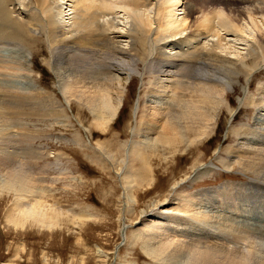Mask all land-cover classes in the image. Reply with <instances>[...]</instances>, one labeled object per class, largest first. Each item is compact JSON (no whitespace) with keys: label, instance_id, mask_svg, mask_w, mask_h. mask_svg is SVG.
Masks as SVG:
<instances>
[{"label":"rangeland","instance_id":"obj_1","mask_svg":"<svg viewBox=\"0 0 264 264\" xmlns=\"http://www.w3.org/2000/svg\"><path fill=\"white\" fill-rule=\"evenodd\" d=\"M191 1L185 3V8L194 6ZM202 2L204 0L197 1ZM229 3L223 4V8L233 5L232 0ZM17 6L24 8L25 15H30L35 9L29 0H14L12 5H7L6 13L11 20L8 32L11 35L0 39L1 118L5 119L4 127L12 125L17 133V148L19 155L23 154L14 161L13 168L19 169V161L22 162L23 172L34 175L37 186H42L45 193H51L52 196L47 198L52 209L49 218H55L53 212H60L69 220L59 223V228L45 229L30 223L23 228L13 227L7 214L18 198L13 190L14 193L4 188L7 170L0 165V264H193V252H187V249L175 251L176 255L172 257L168 255L173 248L166 249L168 244H164L165 240H179L174 230H188L191 234L201 232L207 245L214 244L222 251L215 264H230L232 256L235 255V259L241 254L248 264L264 261V181L237 165L229 167L234 160L229 148L236 144L264 151L261 142L264 136H259L262 134L257 131L264 128V123L253 126L256 129L253 130L257 131L254 134L258 136H252L248 144L235 131L241 124H253L254 119L264 120V111L259 115L258 109L248 105L249 99L255 100L264 93V68L254 75L246 92L242 88L245 80L242 75L239 76L240 83H234L233 90L227 91L228 104L222 105L215 115L212 133L193 149L187 148L186 144L178 145L179 152L173 158L167 155V149L158 147L156 152L150 136L143 139L141 134L133 132L137 121L155 111L149 95H156L158 101L172 102L169 91L162 86L150 85L153 80L143 73L142 61L136 62L137 72H124L119 76V82L114 81V65L111 69H104L101 72L103 75L97 77L105 85L113 82V86L119 87L122 92L118 114L103 131L96 125L88 108L68 93L72 83L76 84H72L76 91L97 86L81 83L75 74L61 81L55 68L57 60L52 57L55 53L49 50L45 32L17 22L18 13L12 12ZM194 8L199 10L198 6ZM200 16L192 17L198 19ZM34 18L37 19V16ZM114 29L118 31L120 27ZM53 47L57 48L58 44ZM32 88L47 92L52 99L45 101L37 98L15 103L6 97L9 94L25 96ZM25 98L28 99L27 96ZM241 98L245 100L240 104ZM170 109L159 110L157 115L170 118ZM174 117L172 115V120ZM2 126L0 124V129ZM188 128L189 124L182 133H186ZM0 136H3L1 132ZM131 143H139L138 146L143 143L146 150L144 160L149 162L146 167L136 162L132 171L140 169V173L147 180L151 177L152 182L148 186H144V182L139 189L130 187L125 191L136 200L129 204V209L124 205V190L115 173L122 164L112 169L109 163L101 162L93 152L99 144H109L116 157L123 158L121 156ZM193 165L198 169L210 166L211 171L191 180L198 170L195 168L192 173ZM190 172L192 175L180 184L179 181ZM176 182L179 183L177 189L172 190ZM223 187L230 188L226 190ZM200 191L205 195L202 197L204 202L198 199ZM218 195L224 196L219 198ZM164 198H167L166 206L159 205ZM20 199L18 203H27L26 197ZM64 216L59 219H65ZM70 220H78V224L73 225ZM228 224L243 231L250 228L255 233L248 235L244 232L241 235L239 232L241 236H247L242 239ZM167 227L171 231H166ZM233 232L237 233L233 235ZM235 235L239 236V240L234 242ZM152 238L160 240L153 246L160 249L158 254L162 256H158L159 260L143 252L147 249L145 240Z\"/></svg>","mask_w":264,"mask_h":264},{"label":"bare ground","instance_id":"obj_2","mask_svg":"<svg viewBox=\"0 0 264 264\" xmlns=\"http://www.w3.org/2000/svg\"><path fill=\"white\" fill-rule=\"evenodd\" d=\"M188 1L191 0H29V4L35 7L30 15H25L26 11L22 6L13 7L12 12L18 13L17 22L45 32L49 50L55 53L52 57L57 60L55 68L61 81L75 74L81 83L97 86L76 91L73 87L76 84L72 83L73 85H68V93H71L69 96L73 95L78 103L88 108L96 125L103 131L118 114L122 92L119 87L113 86V80L112 83L105 85L106 83H102L103 81H99L97 77L103 75L101 72L104 69H111L114 65L116 68L114 81L119 82V76L125 74L124 72L131 74L137 72L136 62L142 61L143 73H147L153 80L149 82L150 85L162 86L169 91L172 94L170 98L172 102L158 101L156 95H149L155 105L153 108L155 111L149 112L137 121L133 125V132L141 134L143 139L150 136L152 138L150 142H153L156 152L159 148L167 149V155L174 158L179 152L178 145L186 144L187 148L193 149L212 133L215 115L222 105L228 104L227 91L233 90L234 83H240L239 76L242 75L245 80V86L242 88L243 92H246L254 75L264 68V0H232L233 5L230 7L225 5V9L223 4H230L229 0H204L203 4L195 0L196 2L191 1L194 3L193 7L185 8ZM13 3L14 0H0V39H6L11 35L8 32L10 30L8 23L11 20L7 16L6 7ZM195 6H198L199 10H196ZM20 16H24L23 19H19ZM36 16L37 19L34 18ZM192 16L200 17L195 19ZM117 26L120 27L118 31L114 29ZM55 43L58 44L57 48L53 47ZM161 76L163 79H160ZM33 89L25 95L28 99L17 94H9L6 97L15 103L37 98L45 101L52 99L47 92ZM151 91L150 89L149 93ZM260 95L255 100H248V105L258 109L259 115L264 111V93ZM244 100L241 98L239 103ZM1 108L0 92V110ZM169 108L170 118L166 115H157V111ZM1 114L0 112V124L3 126L0 132L3 136H0V165L7 170L3 184L8 191L13 190L18 198L7 214L8 221L15 228H23L29 223L45 229L59 228V223L69 218L60 212L52 213L55 214L54 219L48 217L52 209L47 198L52 196L51 193H45L42 186H37L34 175L23 172L22 162L19 161V169L13 168L14 161L20 159L23 154L19 155L17 133L13 131L12 125L4 127L5 119L1 118ZM172 115L175 116L173 120ZM259 123L263 124L264 120L254 119L251 125L241 124L235 130L236 134L242 136L241 139L246 140L245 143L248 144L249 139H253L252 136H258L254 134L255 132L258 131L262 134L259 136H264V128L255 131L253 127L259 126ZM188 124V131L183 134ZM261 142L264 144V139ZM138 144L131 143L126 153L121 156L123 158L116 157L109 144L108 146L99 144L97 150L93 152L95 157L99 156L101 162L109 163L112 169L122 164L115 173L124 190V205L127 207L136 200L125 191L130 187L139 189L141 185L146 183L144 186H148L152 182L151 177L147 180V177L140 173V169L132 171V166L138 161L144 167L149 164L144 160L146 150L144 151L143 143L139 146ZM253 148L249 149L240 144L230 147L234 160L230 161L229 167L237 165L239 169L264 181V151ZM197 167L193 165L191 172L193 173L195 168L198 169ZM210 171V166L199 167L193 176L190 172L191 174L185 175L179 183L190 176L191 180L198 179ZM179 183L176 182L172 190H176ZM197 195L198 199L204 202L202 198L205 196L204 193L200 191ZM224 195L218 196L221 198ZM25 197L27 203H18L21 201L20 198ZM166 201L167 198L160 200L159 205L164 206ZM62 216L65 219H59ZM77 219L81 220L79 217ZM77 221L72 220V223L70 220V223L77 225ZM229 228H235L234 231H237L239 236L244 232L248 235L255 233L250 228L245 231L231 225ZM169 230L167 227L166 231ZM174 231L179 240L168 242L165 240L164 243L168 244L166 249L173 248L168 254L170 257L176 255L175 251L187 249V252H193L191 254L194 255L193 264H215L216 257L222 253L214 244L207 245L206 237H202L201 232L191 234L188 230ZM238 235L233 237V241L239 238ZM243 236L247 238L246 234ZM155 240L153 238L145 240L147 249L143 252L148 257L159 260L158 256H162L158 254L160 249L153 246L160 240ZM166 249L163 250L165 253ZM233 258L231 259L233 264H248L242 254ZM261 262L259 263L264 264V261Z\"/></svg>","mask_w":264,"mask_h":264}]
</instances>
